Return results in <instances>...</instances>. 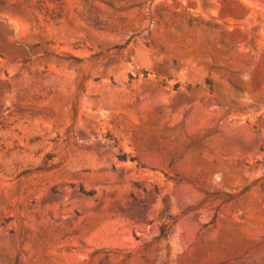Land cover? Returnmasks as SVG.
<instances>
[{
    "label": "rangeland",
    "instance_id": "obj_1",
    "mask_svg": "<svg viewBox=\"0 0 264 264\" xmlns=\"http://www.w3.org/2000/svg\"><path fill=\"white\" fill-rule=\"evenodd\" d=\"M0 264H264V0H0Z\"/></svg>",
    "mask_w": 264,
    "mask_h": 264
}]
</instances>
